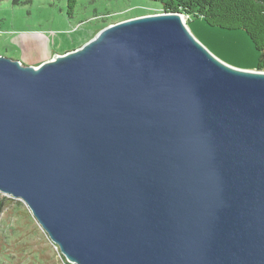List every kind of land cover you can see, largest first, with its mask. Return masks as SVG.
I'll list each match as a JSON object with an SVG mask.
<instances>
[{"label": "water", "instance_id": "95a60500", "mask_svg": "<svg viewBox=\"0 0 264 264\" xmlns=\"http://www.w3.org/2000/svg\"><path fill=\"white\" fill-rule=\"evenodd\" d=\"M0 193L68 264H264V71L163 11L0 56Z\"/></svg>", "mask_w": 264, "mask_h": 264}, {"label": "rangeland", "instance_id": "374dc122", "mask_svg": "<svg viewBox=\"0 0 264 264\" xmlns=\"http://www.w3.org/2000/svg\"><path fill=\"white\" fill-rule=\"evenodd\" d=\"M149 0H0V56L38 62L80 48L104 27L160 13ZM192 36L224 64L255 70L258 53L244 31L210 27L184 17ZM62 256L19 199L0 193V264H64Z\"/></svg>", "mask_w": 264, "mask_h": 264}, {"label": "trees", "instance_id": "16d2710c", "mask_svg": "<svg viewBox=\"0 0 264 264\" xmlns=\"http://www.w3.org/2000/svg\"><path fill=\"white\" fill-rule=\"evenodd\" d=\"M76 1L67 0L68 8L72 9ZM149 1L158 3L163 12H179L186 18L199 17L210 27L244 31L259 55L255 70L264 71V0Z\"/></svg>", "mask_w": 264, "mask_h": 264}, {"label": "crops", "instance_id": "0c3cea01", "mask_svg": "<svg viewBox=\"0 0 264 264\" xmlns=\"http://www.w3.org/2000/svg\"><path fill=\"white\" fill-rule=\"evenodd\" d=\"M41 51V53H42V56L44 55V56H46L44 59H42V60H40V61H38V62H36V63H34V62H32V63H30L32 66H36V65H38V64H40V63H42V62H44V61H46V60H48V58H49V53H44L42 50H40ZM23 63V62H22Z\"/></svg>", "mask_w": 264, "mask_h": 264}]
</instances>
